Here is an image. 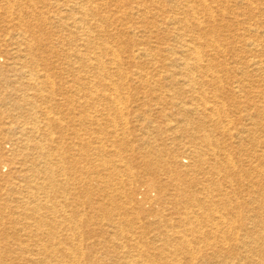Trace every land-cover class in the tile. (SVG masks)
Listing matches in <instances>:
<instances>
[{"label": "rangeland", "instance_id": "1", "mask_svg": "<svg viewBox=\"0 0 264 264\" xmlns=\"http://www.w3.org/2000/svg\"><path fill=\"white\" fill-rule=\"evenodd\" d=\"M91 5L97 7V14L89 18L91 51L104 60L88 67L84 66V57L90 52L82 53V47L78 51L84 35L75 22L79 18L76 0H0V220L1 216L25 214L26 205L19 197L21 193L28 194V188L22 175L31 173L37 153L34 149L24 151L25 144L18 139L31 135L35 125L46 130L38 118L50 111L59 118L50 127L58 142L47 145L46 152L55 151L62 161L47 154L46 166L61 175L58 179L66 180L63 187L70 191L50 188L48 182L40 193L32 190L42 201L47 200L43 205L45 218L54 213L48 206L71 217L75 212L67 203L76 201L78 218L87 217L92 219H88L91 224H102L97 229L98 236L92 239L97 243L92 249V264H125L131 258L128 254V258L124 257L121 251L133 248H118L115 238H120V233L107 228L108 220L103 219L100 207L112 210L109 220H130L132 226L123 222V230L128 234L142 225L143 236L154 246L161 244L159 233L170 232L173 227L180 230L186 225L181 218L184 212L211 208L219 201L220 190L231 186L252 191L264 189V72L250 66L252 59L264 60V47L262 52L246 47L252 40L264 43V0H91ZM190 6H197L200 24L194 22L191 15L196 14L188 11ZM174 19L181 22L174 24ZM23 28L28 31L27 39L40 38L33 52L28 51V40L21 34ZM179 33H185L186 40L198 36L203 39L197 46L208 61L198 70L186 65L181 51L184 40L178 38ZM107 44L119 52L117 65L109 63V56L102 51ZM32 66L41 78L51 79L55 85L51 82V88L41 93L31 90L28 76ZM191 73L195 76L194 91L188 89L187 77ZM110 83L118 94L110 89ZM112 96L122 102L123 113L113 106ZM22 99L29 104L21 107ZM204 100L220 109L222 120L231 123L225 133L224 123L218 125V130L216 121L205 117L208 113L190 110L202 108ZM215 119L221 118L217 115ZM202 128L215 129V140L232 154L234 164L224 171L228 180L212 181L211 174L191 172L209 170L192 156V149L202 144L194 138L204 135ZM71 131H78L82 141L70 136ZM72 141L79 142V150L71 149ZM57 146L61 149L55 150ZM219 158L224 159L223 155ZM38 172L43 179L48 175L43 166ZM179 180L184 183L181 185ZM202 187L209 188L207 199L214 201L212 204L192 200L207 194ZM133 191V196L126 195ZM88 195L93 199L89 203ZM134 206H143L144 214H139L143 221L135 219L136 210L133 216L124 215L125 209L131 213ZM74 221L77 232L85 234L87 229ZM70 228L65 224L63 233ZM14 230L11 224L0 227V239L13 236ZM1 244L6 249L14 243L10 240ZM164 252L169 256L167 261L179 259L182 261L176 260V264H191L181 252ZM157 261L164 263L163 259Z\"/></svg>", "mask_w": 264, "mask_h": 264}, {"label": "bare ground", "instance_id": "2", "mask_svg": "<svg viewBox=\"0 0 264 264\" xmlns=\"http://www.w3.org/2000/svg\"><path fill=\"white\" fill-rule=\"evenodd\" d=\"M76 1L78 4L77 10H78L79 18H76L75 22H78L77 29H79V31H82V34L84 35V39L82 43L79 44L78 51H81V47H82L84 48L82 50V53L83 51L90 52V53L85 54L84 59L86 61H85L84 66L92 67V65L94 66L97 63L102 64L104 59L102 60V57L99 56L97 53H93L92 55V51H91L93 49V42H92L93 35H92V21H90V19L92 18L93 14H97V7L96 5L92 7L91 0H79V1L76 0ZM195 7L190 6V9L188 11L193 14L195 13L197 15V11ZM9 10L11 9H8V11ZM206 11H209V9L206 8ZM210 11H212L211 8H210ZM196 15L195 16L191 15V16H193V20L196 24H200L199 22L201 18L199 19L198 15L197 17ZM172 21H173L172 23L174 24L181 22L178 19H174ZM29 26L32 27L33 25L30 24ZM29 30L32 31V28H29ZM22 32L23 33L20 32L21 34H23L22 36L25 37V39H27L26 34L28 31L23 28ZM183 34L179 33L177 35L178 38L180 39L183 38L184 36ZM27 40L28 41L26 44L28 45V48H29L28 51L29 52L35 51L34 44L37 42V40H40V38H35L33 41L31 39H27ZM183 40H184V43L181 46L182 48L181 51H182V56L184 57V60L187 63L186 65L187 66L189 65L193 69L197 68L198 70V68L201 67L204 61H208V58H205L206 56L205 52L201 50L199 46H197V43H199L203 39L198 36V37H191L190 39H187V40L183 38ZM246 44H247L246 47H249L250 51H254V50H257V52L263 51L261 47H264V43L261 44V43H258L256 40H252ZM102 51L107 56H109V63L117 65L118 60H120V55L117 49H115L114 47H110L107 44V45H104ZM138 55H140V52H138ZM250 66L253 67L255 70L264 72V60L263 59H252L250 62ZM34 68L35 67L32 66L29 72L28 79L31 80L32 83H30L28 87L31 90H34L35 92H39V93H41L42 90L44 89L51 88L50 84H52L54 81H50L51 79L48 80V79L41 78V76L37 72L34 71L35 70ZM208 70H211V68H209ZM26 72L24 73L26 74ZM46 75L48 76L47 73ZM49 77L50 76H48V78ZM194 81H195V76L191 73L187 77V83L190 86L188 88L189 91L196 90L195 89L196 84L193 85ZM53 85L55 84L53 83ZM111 87L112 86L110 83V89ZM52 88L54 89V87ZM111 90L117 93L116 87L112 88ZM87 91L90 92V89H87ZM84 95L89 96L90 94L89 95L84 94ZM26 97L27 95L25 94L24 98ZM90 97H89V100L91 99ZM24 102H27V100L22 99L21 107H23L25 104L27 105L29 104L28 102L27 103H24ZM111 102L114 104L113 106L117 107V109L120 112H122L124 107L122 106L123 104L122 102L119 101L118 97L112 96ZM208 104L209 103L207 102V100H204V104L201 105L202 108H194V109L190 108V110L196 114L208 113L207 115H205V117L209 116L211 117L212 121L215 120L216 121L215 128H217L218 130L219 128H221L218 125L220 123L222 124L224 123L225 125L222 127V133H225L226 127L228 125H229L228 127H230L231 123L229 121H226V119L222 120V117H221L222 112L220 111V109L216 108L215 106H209ZM10 105L19 106L20 104L10 103ZM89 107H92V104H90ZM217 115L221 119L216 120L215 116ZM43 116L44 118H41L38 115L34 117H37V118L40 117L38 118V120L40 119L39 121L41 123H44L45 127H47L46 130H42V128L39 125H35L34 128H32V131L30 132L31 135H28L26 139H18L19 142H23V144H25V147H23L24 151H28L31 149L36 150L37 158L35 157L36 160L32 165V170H30L31 173L22 175L23 180L27 182V188H28V194H29L28 195V194L21 193L22 195L19 197L21 202L26 205L25 214L20 217L1 216L0 227L5 228L6 224L8 225L11 224L12 226H14L15 230H14L13 236L0 239V264H92V249L97 244V243L94 244L92 242V239L95 238V236H98L97 229L99 227H102L100 226L102 224L98 225L97 222L91 224L90 221L88 220L90 218H87V217L78 218V215L75 214V213H78L77 212L78 205H76L77 202L68 201L66 194H65V200L67 199L68 201L67 205L68 206L70 205V207H72L73 212L75 213L72 214L71 217L67 215L65 216V215H62V213H60L61 209L59 211L55 207L48 206V209L54 213L50 217L45 218L46 212L43 209V205L47 204L46 203L47 200L43 199L44 201H42V199L40 197L38 198L35 195V192L32 191L34 189L40 193V191L44 190L46 182L51 183L50 188H60V189L63 188L64 192L70 191V188L66 186L63 187V184H65L66 180L60 179L61 177L58 179L57 177L61 175H57V173H54L52 169H49L46 166L47 165V161H46L47 154H48V157L50 156H53L52 158L58 157L59 160L62 161V158L55 151L50 150L49 152H46L47 145H51L57 140L54 138L53 131L50 127H52V124L56 123L57 120H59V118L53 117L50 111L43 113ZM92 117L93 116L91 115L90 118H88V116L86 118H88L89 120H92ZM202 130H204L203 136L194 137L196 139L198 138V140L202 144L192 149V156L196 157L195 159L199 162V164L204 165V166L206 165L205 167L208 168L209 170L205 171L204 169H202V171H199L200 169L199 170L194 169L191 172L192 173H196V172L204 173L205 172L207 174H211L213 176L212 181H220L222 179L228 180L229 175L228 173L224 171H226L229 166H233L234 164L233 163L234 161L232 159V154L229 152V150L225 151V148H227V146L222 149L223 146H221L220 142L215 140L213 136L215 129L207 130L206 128H202ZM69 135L75 136V138H78L79 142L82 141V136H79L78 131H71ZM79 142L75 143L72 141L71 146H70L71 149L79 150L78 148H76L79 145ZM59 149H61L60 146H57L55 148V150H59ZM223 150H224V153L220 154V152H222ZM222 155L224 159L219 158V156H222ZM103 163L104 161L102 162V164ZM99 164H101V162ZM42 166L45 168L48 174L46 177H44V179L38 176V174L40 173L38 172V169H40V167ZM105 166L107 167V165ZM38 179L39 180L43 179V182H39ZM178 182L181 185L182 183H184L183 180H179ZM204 182L205 181L203 180V183ZM203 183L201 184L199 183V184L204 186ZM151 185L152 187H154L153 183H151ZM202 189H204V191L206 190L207 194H205L203 197L201 196L198 198H194L192 200L196 202H201V203H206L210 201L212 204V202L214 201L207 199L209 197V194H208L209 188L202 187ZM255 190L256 191L243 190L237 186L236 187L231 186L230 189H226L224 191L220 190L219 191L220 199L219 201L213 203L211 208H207L208 210L206 211H193L192 210L191 212H184L181 218L186 223V225L183 224V226H181L182 229L180 230H176L175 227H173V229L170 232L159 233L158 237L162 238V239L158 238L161 244L158 245L157 243H155L154 246H152L153 243H151L148 239L146 240L145 236H143L145 234V231L142 225H139V227L135 226L134 231L131 234H128L123 230V226H124V223H128L127 226H132L131 224L132 222L130 220L127 219L128 221L126 220V222H124L123 220L125 218L123 219V218H118V217L117 218L115 217V219L113 217V219L109 220L111 218L112 210L109 211V209L104 206L100 207V210H102L104 213L103 219L104 220L106 219V221L108 220L107 221L108 224L105 223L107 228H111V231L114 230L115 233L117 232L120 233V238H115L117 239L115 241H118L117 242V244L119 245L118 248H124V247L133 248L131 251L130 250L121 251L123 255L128 254L129 257L131 258L129 259L128 255L124 256L128 258L127 263L125 264H160L157 261V259L158 260L163 259L164 260L163 264H176L175 263L176 260L182 261L179 259H172L170 261H167L166 258H169V256H166L167 254H165L164 252L166 249L169 250V253L172 252V254L181 252L183 255H187L184 259L186 260V262L191 263V264H264V189H261V190L255 189ZM253 192L255 194H253ZM126 195L133 196L134 191L130 193H126ZM88 196H87L88 197L87 202L89 203L90 200L93 201V199L90 195ZM46 197L48 198L49 196H46ZM146 200H147V197H146ZM254 204H257V206H254ZM121 208L119 207V209ZM135 210L138 212V214L135 216V219L141 220L142 219L141 216L142 214H144L143 206L142 207L140 206L139 208L135 206L132 207L131 213L129 212L128 209H125L124 215L128 217L131 215L133 216ZM26 211H29V212H26ZM139 214H141V216H139ZM121 215L122 214H120V217ZM105 216L107 217L105 218ZM74 219L79 221L80 224L87 229V231H85V234L77 232L76 229H78V227L75 226ZM90 220L92 221V219ZM65 224L69 225L71 228L67 229L68 232L63 233L62 229L65 226ZM92 225H94L93 228H91ZM17 226H18V229H17ZM91 230H92V234L90 232ZM153 230H156V226L155 228H153ZM21 232L23 234H21ZM25 232H27L28 234L25 235L24 234ZM100 233H103V230H101ZM38 236H40L41 238L38 239ZM163 239H166L167 241H163ZM10 240H12L14 244L12 246L10 245L9 248L4 249L3 245L1 244L2 241L4 242V241H10ZM34 240L35 241L40 240L41 242H35ZM155 240L157 241V239ZM172 242H174V244H170ZM114 252L120 253V251H114ZM97 264H101V263H97Z\"/></svg>", "mask_w": 264, "mask_h": 264}]
</instances>
